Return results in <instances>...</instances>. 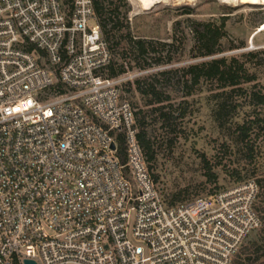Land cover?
Masks as SVG:
<instances>
[{"label": "built area", "instance_id": "obj_1", "mask_svg": "<svg viewBox=\"0 0 264 264\" xmlns=\"http://www.w3.org/2000/svg\"><path fill=\"white\" fill-rule=\"evenodd\" d=\"M111 57L93 0H0V264H232L256 181L168 204Z\"/></svg>", "mask_w": 264, "mask_h": 264}, {"label": "rangeland", "instance_id": "obj_2", "mask_svg": "<svg viewBox=\"0 0 264 264\" xmlns=\"http://www.w3.org/2000/svg\"><path fill=\"white\" fill-rule=\"evenodd\" d=\"M124 1L129 6L127 22L133 40L143 38L174 42L171 52L153 44L148 53L138 56L132 48L133 44L121 36L125 33L124 28L111 38V53L116 68L122 70L120 75L129 78L123 86L124 94L139 117L146 114V131L153 141L154 151L147 165L163 199L168 202L172 196L178 197L174 203L192 200L250 178L259 180V190L264 191V123L252 126L247 143L236 141L234 125L235 122L253 118L257 112L264 118V111L259 112V108L249 104L245 94L235 95L242 106L237 108L233 118L219 126L212 114L214 100L211 95L216 86L201 83L193 88L190 96H186L187 88L182 77V68L188 65L217 56L264 49V28L260 29L264 3L161 0L145 10L138 0ZM186 5L193 7V14L182 13L181 7ZM118 11L121 19L123 4ZM221 16H226L227 41L241 47L210 57H194L191 51L194 42L191 22L219 23ZM168 57L170 60L166 62ZM141 65L144 67L141 68ZM175 69L176 76L173 72L159 74ZM250 70L256 71V79L244 87L250 89L255 83L256 89L264 91L263 67H251ZM138 81L153 82L157 91L169 95V99L162 104L167 106L165 109L173 110L176 117L170 127L161 124L157 114L152 113L153 105H147L150 96L139 92ZM260 228L251 231L241 247L251 243L260 245ZM255 264H264V257H260Z\"/></svg>", "mask_w": 264, "mask_h": 264}, {"label": "trees", "instance_id": "obj_3", "mask_svg": "<svg viewBox=\"0 0 264 264\" xmlns=\"http://www.w3.org/2000/svg\"><path fill=\"white\" fill-rule=\"evenodd\" d=\"M104 3L105 0H93L94 12L99 22L102 36L109 43L111 52L113 51L111 38L114 37L121 28L125 29V33L121 36H124L129 43L133 44L132 48L137 52L138 56H143L145 53H148L150 48H153V44L165 48L166 52H171L174 47L173 41L168 43L166 41H154L143 38L132 39L127 22L129 6L124 0H107L106 4ZM121 4L124 6V11L120 19L118 9ZM181 9L184 14L194 13L193 7L189 5L183 6ZM224 17L226 16H221L219 23L197 20L191 22L190 29L194 38L191 51L194 57H210L241 47V45H236L232 41H227ZM263 23L264 17L260 24ZM223 40H226V43H223ZM115 44H117V42H115ZM168 60H170V57H168L166 62H168ZM263 63L264 49H253L238 55H222L201 63L188 65L182 68L183 83L187 88L185 95L190 96L193 93V88L201 83L216 86L215 91L211 95L214 100L212 114L219 126H222L229 119L233 118L237 108L242 106V103L237 102L235 95L242 96L245 94L246 97H248L249 104H252L255 108H259V112L264 111V91H262L261 88L256 89L255 83H253L250 89L244 87L245 84H249L256 79V71H251L250 68L263 67L264 70ZM143 65H141V68L144 67ZM121 72V69L116 68V63L112 56L110 62L103 70V74L108 77H115ZM167 72H173L176 76L177 70L162 71L159 74L166 75L168 74ZM137 84V88L141 94L150 96L147 105H153L152 113L157 114L161 124L170 127L174 123L176 117L173 115V110L165 109L167 106L162 104L169 99V95L157 91L153 82L144 83L138 81ZM254 114L253 118L234 123L236 141L247 143L249 141L252 126L260 122L264 123V118L260 117V113L257 112ZM145 118V113L140 117L135 113V120L138 128L137 140L147 162V160L149 161L153 158L154 151L153 141L146 131ZM120 154L121 159L124 161L125 156L122 140L120 142ZM255 181L259 189V180ZM176 198L178 197L172 196L171 200L167 203L174 204ZM254 210L261 222L259 228L261 227L262 245L251 243L250 245L241 247L233 258L232 264H255L260 257H264V191L258 190Z\"/></svg>", "mask_w": 264, "mask_h": 264}, {"label": "bare ground", "instance_id": "obj_4", "mask_svg": "<svg viewBox=\"0 0 264 264\" xmlns=\"http://www.w3.org/2000/svg\"><path fill=\"white\" fill-rule=\"evenodd\" d=\"M158 1L161 0H138L140 6L142 9H150L155 3H158ZM223 2H234V1H241V2H248V3H264V0H221ZM264 28V23L261 24V28ZM255 34V33H254ZM254 34H252V37L254 36Z\"/></svg>", "mask_w": 264, "mask_h": 264}, {"label": "water", "instance_id": "obj_5", "mask_svg": "<svg viewBox=\"0 0 264 264\" xmlns=\"http://www.w3.org/2000/svg\"><path fill=\"white\" fill-rule=\"evenodd\" d=\"M113 147V146H112ZM27 264H34L33 262H27Z\"/></svg>", "mask_w": 264, "mask_h": 264}]
</instances>
